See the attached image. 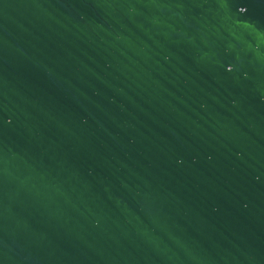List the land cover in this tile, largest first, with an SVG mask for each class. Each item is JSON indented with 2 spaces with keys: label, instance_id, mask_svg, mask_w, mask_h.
<instances>
[{
  "label": "water",
  "instance_id": "95a60500",
  "mask_svg": "<svg viewBox=\"0 0 264 264\" xmlns=\"http://www.w3.org/2000/svg\"><path fill=\"white\" fill-rule=\"evenodd\" d=\"M0 264H264V0H0Z\"/></svg>",
  "mask_w": 264,
  "mask_h": 264
}]
</instances>
